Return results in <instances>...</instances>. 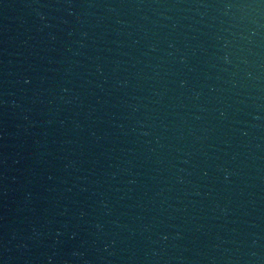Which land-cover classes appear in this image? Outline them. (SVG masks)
<instances>
[{
	"label": "water",
	"instance_id": "water-1",
	"mask_svg": "<svg viewBox=\"0 0 264 264\" xmlns=\"http://www.w3.org/2000/svg\"><path fill=\"white\" fill-rule=\"evenodd\" d=\"M0 264H264V0H0Z\"/></svg>",
	"mask_w": 264,
	"mask_h": 264
}]
</instances>
